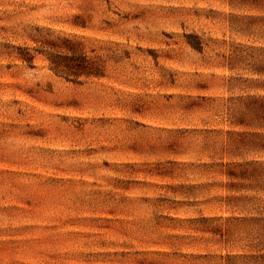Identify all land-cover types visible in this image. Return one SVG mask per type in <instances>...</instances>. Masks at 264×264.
I'll return each instance as SVG.
<instances>
[{
	"label": "rangeland",
	"instance_id": "374dc122",
	"mask_svg": "<svg viewBox=\"0 0 264 264\" xmlns=\"http://www.w3.org/2000/svg\"><path fill=\"white\" fill-rule=\"evenodd\" d=\"M0 264H264V0H0Z\"/></svg>",
	"mask_w": 264,
	"mask_h": 264
},
{
	"label": "trees",
	"instance_id": "16d2710c",
	"mask_svg": "<svg viewBox=\"0 0 264 264\" xmlns=\"http://www.w3.org/2000/svg\"><path fill=\"white\" fill-rule=\"evenodd\" d=\"M65 40L67 45H65L64 52L56 49L57 46L54 43L48 45L51 52L49 56L50 69L58 75H96L95 72L85 68L86 61L80 53H77L75 47L72 46L73 43L67 39Z\"/></svg>",
	"mask_w": 264,
	"mask_h": 264
}]
</instances>
